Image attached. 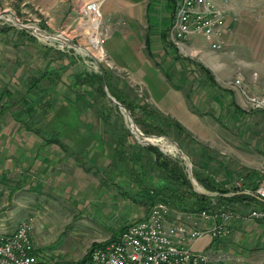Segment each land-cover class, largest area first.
Here are the masks:
<instances>
[{"label": "crops", "instance_id": "obj_1", "mask_svg": "<svg viewBox=\"0 0 264 264\" xmlns=\"http://www.w3.org/2000/svg\"><path fill=\"white\" fill-rule=\"evenodd\" d=\"M90 1L95 0H22L21 7H34L44 17L48 27H52V23H62L61 26H64V22L70 23L78 14L81 16V9ZM100 1L104 15L102 31L105 33L101 52L107 54V67L124 72L132 85L144 88L148 95V105L162 116L178 122L190 134L189 138L194 139L193 134L204 131L205 123L190 109V104L195 107L192 97L173 80L169 69L176 66L181 71L185 68L184 63L187 68L195 64L179 60L175 51L168 48L163 37L171 22V14L168 13H171L170 4L174 0ZM178 1L175 0L176 3ZM230 12L232 11H228V14ZM144 28L150 29L152 35L147 34ZM89 29L97 33L98 24L90 23ZM12 32L14 31L9 29L1 31L0 35L6 36ZM147 37L150 39V48L146 47ZM32 47L46 55L45 61L43 59V63L35 64L34 61L27 62L15 67L12 60H7L15 56L4 55L0 46V194L8 183L10 186L12 184L14 190L34 189L41 196L57 193L55 196L63 197L66 192L70 196L77 189L83 193L91 192L88 198L83 196L76 206L79 204V209H85L88 203H93L95 207L92 212L108 218L107 223L110 226L109 232L100 233L99 230L103 229H97L95 221L88 219L87 223L92 225L89 234L91 244H102L116 239L127 225L144 218L148 212L146 199L140 196L137 185L130 181L133 179L127 176L122 163L125 155L130 153L125 133L118 135L105 127L85 125L80 120L82 106L79 99L75 98V95L81 93V86H75L76 77L84 73L66 74L70 80L68 87L62 76L71 66L68 60L70 58L57 63L55 58L49 56L51 49L36 41ZM53 48L57 53L61 51ZM164 60L167 61V66H159ZM195 67L198 69L196 65ZM23 70L29 80L20 83L17 80ZM46 73L48 76L44 77ZM246 76L250 78L249 74ZM249 85V90L254 95L263 94L264 74L259 85L255 86L253 82ZM196 86L204 90L199 82ZM65 88L71 89L70 96L65 95ZM228 97L231 99H224V107L214 103L220 110L227 112L229 122L243 125L248 116L247 112L239 107L235 91ZM233 101L239 110L230 107ZM73 118L75 120L72 122ZM108 133L113 135L111 140L104 136ZM202 152L204 154V150ZM225 170L228 176L234 178L233 173ZM201 171H207L205 166H202ZM102 172L110 176V181L84 182L87 175L92 173L98 176ZM245 174L249 175L244 178L242 188L247 184L251 186L258 179L259 187L264 186V175L261 173L260 177H253L249 171ZM15 180L17 183L13 184ZM220 183L230 188L233 182L227 177L221 179ZM103 189L106 192H102ZM263 203L264 200L259 198L248 203H229L233 212L230 237L216 240L210 235H204L191 243L192 249L196 253L207 254L208 264H264V218L249 217L251 210L264 208ZM0 210H3L2 204ZM197 214L188 218L186 213L174 211L170 220L204 227L206 224ZM12 232L14 229L7 226L4 218H0V234ZM54 257L62 263L70 262L59 256Z\"/></svg>", "mask_w": 264, "mask_h": 264}, {"label": "rangeland", "instance_id": "obj_2", "mask_svg": "<svg viewBox=\"0 0 264 264\" xmlns=\"http://www.w3.org/2000/svg\"><path fill=\"white\" fill-rule=\"evenodd\" d=\"M226 1V3L223 0L220 1L219 5L223 6L227 11H232L230 13H233V15L228 14V20L232 21V32L229 36L228 45L222 51L213 53L202 42L193 44V48L186 49L185 51L173 47L177 50L178 54L174 52L171 46H167L183 59H190L196 62L198 66L200 64L204 65L208 70V78L214 80L218 86L235 91V94L238 96L237 103L239 107L247 112L248 115L246 120L244 119L245 123L238 126L234 122H229L227 120V112L220 110V107L211 100L214 90H217L215 86L207 83V75L205 77L195 65L187 68L184 63V69L182 68L181 71H178L176 66H173L169 69V73L173 80L184 88L189 97H192L195 107L192 104L189 107L193 112L196 110L195 114L200 117L201 122L204 121V131H200L202 133L198 131L193 134L194 139L184 135L180 136L176 131L170 132L166 136L178 144L182 143L180 147L190 160L192 169L195 168L201 171L202 166H205L207 171L201 174V177H210L218 183H220L221 179L230 177L233 182L230 188L235 190L242 188L235 186L238 183L244 184V178L249 175L245 173L248 171L249 173L257 171L264 175V109L251 105L247 100L248 97L264 99V88L261 95H254L249 90V84L253 82L255 86L259 85L264 74V0ZM174 3L177 6L178 2L176 3L174 0ZM21 5L22 0H0V32L9 29L14 31L6 36L0 35V46L3 48L4 52L2 53L4 55L8 54L11 56L13 54L15 56L14 58L7 59L12 60L13 66L16 67L17 64L21 65L33 61L34 64L35 62L43 63L46 55L40 54L36 48L32 47L36 41L39 45L51 49L49 56L55 58L54 61L57 63L65 62V58H70L68 60L71 66L67 73H64L62 76L63 82L66 85L70 82L69 77L65 76L66 74L101 73L99 71V64L102 68L111 70L109 71L111 75L109 80L113 89L124 93L126 97L128 96L138 104H149L147 101L148 95L144 88L132 85L124 72H118L109 66L107 67L109 61L107 54L101 52L105 38V33L102 31L104 17L99 24L97 33H93L89 29L90 22L82 15L80 16V14L75 16L74 21L70 23L64 22V26H61L62 23H52V27H48L44 17L39 15L34 7L27 6L23 8ZM5 12L16 14L17 18L25 25L40 27L51 35L63 36L79 44L89 50L95 59L91 57V54L86 49L55 46L39 35L6 21L9 17L7 18L4 15ZM168 14L170 15L171 13L169 12ZM80 17L83 19L80 20ZM44 26L49 29L44 28ZM144 30L149 35L152 33L148 28H144ZM17 31L26 32L20 34ZM94 43L97 45L94 46ZM7 47L10 49H7ZM53 47L61 51L57 53V50H53ZM156 57L160 59L158 54H156ZM165 61H161L159 66L166 67L167 61ZM217 67H220V69ZM160 69L163 70L161 67ZM24 72L25 70L21 71L20 81L17 80L20 83L23 80H29V77ZM248 74L250 78L246 76ZM22 76L24 79L21 78ZM200 81H206L204 90L196 86L197 82ZM14 88L16 87L14 86ZM64 90L66 96L71 95L70 88H65ZM80 92L78 96L75 95V98L79 99L82 106V118L80 120L85 125L105 127L117 132L118 135L123 132L128 142L127 146L130 147L131 145L135 146L138 144L145 147L137 141L135 134L128 127V122L124 115L116 105L107 99L106 94L103 96L86 86H82ZM225 98L227 101L231 99L228 96H225ZM136 117H140L139 112L136 114ZM74 120L75 118H73L72 122ZM138 127L141 130L140 126ZM104 136H108L109 140H111L113 135L108 133ZM179 141L182 142L180 143ZM157 148L159 149V147ZM162 149L164 152L160 150L161 152L171 156L168 147ZM201 150H204V154ZM225 169L233 173L234 178L228 176ZM109 179L110 176H107L104 172L98 176L91 173L86 176L84 182L110 181ZM15 183H17L16 180L13 181V184ZM8 184H6V187H4L3 192L0 194V204L3 205V210H0V218H4L7 226L14 229V231L21 221L31 217L34 218L33 237L36 246L48 252L50 256H59L70 262L82 260L92 245L89 235L91 234L92 225L87 223L88 219L95 221L94 224L97 229L104 230H99L100 233L110 231V226L107 223L108 218L105 219V216L100 213L92 212L95 207L93 203H88L85 209H79V204L76 206V203L83 196L88 198L90 196L88 194H91V192L86 191L83 193V191L77 189V191H72L70 196L68 192L63 197L55 196L57 193L55 195L49 193V196H41L37 190H14L12 184L11 186ZM198 184L201 185L199 182ZM30 186L34 187L33 183H30ZM99 192L100 190L97 191V193ZM102 192H106L105 189ZM256 197L260 198L257 195ZM216 202L222 204L219 201Z\"/></svg>", "mask_w": 264, "mask_h": 264}, {"label": "built area", "instance_id": "obj_3", "mask_svg": "<svg viewBox=\"0 0 264 264\" xmlns=\"http://www.w3.org/2000/svg\"><path fill=\"white\" fill-rule=\"evenodd\" d=\"M81 15L99 27L104 17L102 2L86 3ZM231 32L228 11L218 0H179L168 36L174 47L182 51L202 42L209 51L218 53L228 45ZM247 100L264 109V99L248 97ZM235 187L240 188L241 184ZM246 193L264 200V186ZM216 201L212 200L208 209L197 214L206 224L204 227L171 221L174 210L167 203L157 201L144 218L127 225L118 238L103 242L73 264H208V255L196 253L191 243L204 235L216 240L230 237L232 207L229 203L218 204ZM187 215L192 217V214ZM249 217L263 219L264 208L251 210ZM34 224V218H27L14 232L0 234V264L62 263L37 248Z\"/></svg>", "mask_w": 264, "mask_h": 264}, {"label": "trees", "instance_id": "obj_4", "mask_svg": "<svg viewBox=\"0 0 264 264\" xmlns=\"http://www.w3.org/2000/svg\"><path fill=\"white\" fill-rule=\"evenodd\" d=\"M171 3V22L166 31L163 33V37L167 45L173 48L174 46L169 40L168 33L173 21V17L175 15L176 4L172 1ZM145 43L146 47L150 48L149 37L146 38ZM174 51L176 52V54H178L176 49H174ZM176 57L179 60L182 59L188 63L195 64L198 67V70L202 72V74L206 77L208 70L204 65L200 64L198 66L196 62H193L190 59H183L179 55H177ZM103 72L104 74L92 72L90 74L77 75L75 86H86L90 88V90L92 89L93 91L99 92L101 95L105 96V93L103 91V81L105 79L110 93L131 111L132 116L135 117L136 124L140 126L141 130L145 134L168 135L170 134V132L176 131L180 136L184 135L186 137H190V134L178 122L162 116L159 112H157L147 104L141 105L132 101L128 96L126 97L124 93L113 89L109 80L111 76L109 74V71L103 68ZM47 76L48 73H46L44 77ZM206 80L208 84L215 86V89L221 92L220 94H225L220 95L218 94L219 92L217 93V91L214 90L213 95L211 96V100L213 102L224 107L223 102L225 96L233 95V91L218 86L214 82V80L208 78V75L206 77ZM199 83L202 87H206V81H200ZM230 107L239 110V107L236 106L234 101L230 104ZM138 112L140 113V117H136V114ZM182 141L179 142L181 143ZM179 145H182V143ZM129 149L130 153L128 156L125 155V158L122 159V163L125 166L127 176L133 179H130V181L133 183V185H137L138 193L141 197L146 199L145 202L147 203L148 210L155 202L163 201L167 203L174 211L196 214L208 209L212 200H217L219 202L225 203H232L235 201L248 203L249 201H256V199L258 198L256 197V195L247 194L245 192L246 190L255 191L260 185L259 179L252 182L251 186L250 184H247L249 186V188L247 189L246 185L241 189L233 190L230 188H226L223 183L215 182V180L210 177H201L203 171H198L193 168V175L195 179L207 190L219 192L220 194H235L234 196L229 198H225L222 196L207 197L200 195L194 191L191 181L188 178L186 168L180 161L174 159L170 155L164 154L160 151V149L154 146L142 147L136 144L135 146L131 145ZM136 166H138L137 169L135 168ZM252 175L253 177H260V173L257 171H252ZM98 246H100V244L92 245L87 255L91 250ZM73 263L74 262H63L61 264Z\"/></svg>", "mask_w": 264, "mask_h": 264}, {"label": "water", "instance_id": "obj_5", "mask_svg": "<svg viewBox=\"0 0 264 264\" xmlns=\"http://www.w3.org/2000/svg\"><path fill=\"white\" fill-rule=\"evenodd\" d=\"M4 15H6L7 18L9 17L8 19H6V21L12 22L16 26H18L24 30H27L29 32H32L34 34L39 35L40 37H42L46 41L53 43L55 46H60L63 48L69 47V48H75V49H86V48L80 46L79 44H77V43H75V42H73V41H71V40H69L63 36L51 35V34L47 33L45 30L41 29L40 27L25 25L17 18L16 14H14L12 12H5ZM87 51L89 52V50H87ZM90 54H91V57L93 59H95L94 55L92 53H90ZM98 66H99V71L101 72V74H104L103 68L101 67V65L98 64ZM103 90H104V93L106 94L107 99L120 109V111L124 115L126 121L128 122V127L130 128L132 133L135 134L137 141L140 144H142L143 146H156V147H159V149L161 151H163L162 148H164V147H168L170 149L168 151L171 153V157L180 161L185 166L187 174H188V178L191 181L193 189L196 193L203 195V196H207V197L222 196L225 198H229V197H232L235 195L234 193L220 194L219 192L209 191V190L205 189L202 185H199L198 182L196 181L194 175H193V169H192V164H191L190 160L184 154L180 145L177 142H175L174 140H172L171 138H169L166 135L162 136V135L145 134L143 131H141L139 129V127L135 123V120H134V117L132 116L131 111L125 105L120 103L109 92L105 79L103 81ZM160 143L162 146L159 145Z\"/></svg>", "mask_w": 264, "mask_h": 264}]
</instances>
